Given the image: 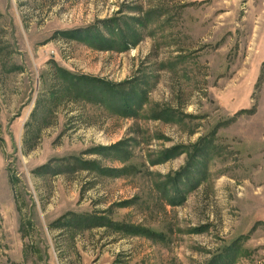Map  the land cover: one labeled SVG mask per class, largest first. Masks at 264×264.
I'll list each match as a JSON object with an SVG mask.
<instances>
[{
    "label": "rangeland",
    "instance_id": "obj_1",
    "mask_svg": "<svg viewBox=\"0 0 264 264\" xmlns=\"http://www.w3.org/2000/svg\"><path fill=\"white\" fill-rule=\"evenodd\" d=\"M218 261L264 264V0H0V264Z\"/></svg>",
    "mask_w": 264,
    "mask_h": 264
},
{
    "label": "trees",
    "instance_id": "obj_2",
    "mask_svg": "<svg viewBox=\"0 0 264 264\" xmlns=\"http://www.w3.org/2000/svg\"><path fill=\"white\" fill-rule=\"evenodd\" d=\"M133 91H134V89L133 90H131V92H128L126 95H128V96H131V94L133 93ZM120 92V94L122 93V91H119ZM136 94V92L135 93H133V95H135ZM109 95V94H108ZM117 96V93H115V92H112L111 91V94L109 95V98L110 99H112V100H114V98ZM121 96V95H120ZM122 97V96H121ZM108 97L106 98L105 96H104V99L106 100V103H110V104H112L113 103V101L111 100L110 101V99H109ZM138 98H140V97H138ZM127 100V98L126 97H122V102L120 103V105H121V108L122 109H129L128 107V101H126ZM75 217H78V214H76V215H74ZM88 219H89V221H91L92 222V224L93 225H97V224H99L100 222H99V220L98 219H96L94 216H93V219H92V217H88ZM68 222V221H67ZM74 228H76V227H74ZM217 264H221V262L220 261H218L217 262Z\"/></svg>",
    "mask_w": 264,
    "mask_h": 264
}]
</instances>
